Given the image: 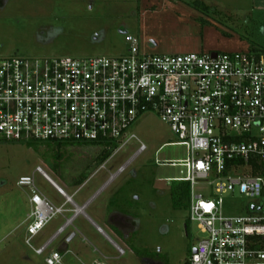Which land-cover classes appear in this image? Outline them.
<instances>
[{
  "label": "rangeland",
  "instance_id": "obj_1",
  "mask_svg": "<svg viewBox=\"0 0 264 264\" xmlns=\"http://www.w3.org/2000/svg\"><path fill=\"white\" fill-rule=\"evenodd\" d=\"M263 25L264 0H0V57L119 56L130 47L128 36L136 39L141 53L148 55L250 51L254 45L264 48ZM131 131L147 149L138 154L139 143L132 140L100 167L94 166L103 146L57 147L0 140V264H43V256L25 244L30 192L17 185L21 176L32 173L36 188L53 205L64 204L68 210L48 223L32 240L34 246L44 243L72 216L76 205L82 206L104 187L84 212L122 252L78 217L73 225L86 241L77 234L67 243L66 251H59L64 264L189 261L202 238L188 219L191 194L211 198L213 187L201 182L191 192L189 184L187 198L179 209L173 208L176 181L168 179L186 176V147L177 144L179 140L154 112L142 114ZM36 167L61 186L72 203L65 202L34 172ZM84 173L91 175L86 185H73ZM252 203L235 189L223 195L222 213L245 214ZM113 212L130 216L133 224L119 226L118 231L110 228L107 218ZM73 230L68 227L47 250L66 243Z\"/></svg>",
  "mask_w": 264,
  "mask_h": 264
},
{
  "label": "built area",
  "instance_id": "obj_2",
  "mask_svg": "<svg viewBox=\"0 0 264 264\" xmlns=\"http://www.w3.org/2000/svg\"><path fill=\"white\" fill-rule=\"evenodd\" d=\"M127 40L130 47L119 56L0 57V140L96 142L117 149L136 140L139 154L147 146L131 128L154 112L186 147V176L168 181L188 182L191 192L201 182L213 187L211 198L191 194L188 219L202 238L189 264H264V53L148 55L136 39ZM34 172L50 180L40 167ZM33 175L17 181L30 192L25 244L43 256V264H64L58 250L47 249L80 209L44 244L32 245L68 211L36 188ZM235 189L253 203L245 214L225 216L223 195Z\"/></svg>",
  "mask_w": 264,
  "mask_h": 264
},
{
  "label": "crops",
  "instance_id": "obj_3",
  "mask_svg": "<svg viewBox=\"0 0 264 264\" xmlns=\"http://www.w3.org/2000/svg\"><path fill=\"white\" fill-rule=\"evenodd\" d=\"M91 177V175H89V177L80 185V186H78V187H83V186H85L86 185V183L88 182V180H89V178ZM116 178V175L113 177V179H112V182L114 181V179ZM50 179V178H49ZM111 180V179H110ZM47 181V180H46ZM52 187H53V189L59 194V196L60 197H62V198H64L65 200H66V198L67 197H71L70 195H68L67 193H66V191L61 187V186H59L58 184H56L52 179H50L49 181H47ZM109 183H106V185H108ZM103 188L104 187H101L99 190H97L93 195H91L89 198H87L84 202H83V204H82V206H80V207H78L76 204V207L77 208H79L80 209V211H79V213L75 216V217H73V220H72V223H71V225L69 226V227H73L74 228V234H75V236L74 237H76V235L78 234V235H81V233L78 231V229H76L75 227H74V225H73V222L78 218V217H82V219L85 221V222H87V224L94 230V232H95V234L96 235H98L99 237H101V238H103L107 243H109L114 249H116V250H118L119 249V247L115 244V242L114 241H112V239L111 238H109L108 237V235L99 227V225L95 222V221H93V219H91L84 211H85V209H87V208H89V206L92 204V202H93V200L95 199V197H97L98 195H100L101 194V192L103 191ZM57 189H61L62 190V193L63 194H60L59 192H58V190ZM71 199H72V197H71ZM73 201V200H72ZM66 202V201H65ZM74 215V214H73ZM61 220H63L62 218H61ZM64 221V220H63ZM130 221H131V219H130V216H127V215H120L119 214V216H116V213L115 212H113L111 215H110V217H108L107 218V223L109 224V226H110V228H112V229H115L116 231H118V227L119 226H126V225H132L133 224V222H131L130 223ZM62 224H63V222H62ZM61 224V225H62ZM60 225V226H61ZM68 228V227H67ZM66 228V229H67ZM65 229V230H66ZM56 232V231H55ZM54 232V233H55ZM53 233V234H54ZM72 233V234H73ZM52 234V235H53ZM51 235V236H52ZM50 236V237H51ZM49 237V238H50ZM74 237H73V239H74ZM81 240H85L86 241V239L81 235ZM48 238V239H49ZM47 239V240H48ZM68 239V238H67ZM67 239H66V243H62V244H60L59 246H58V248L57 249H51V250H58V251H62V250H64V251H66V249H67V247H68V245H67V243H69V242H67ZM72 239V240H73ZM46 240V241H47ZM71 240V241H72ZM45 241V242H46ZM44 242V243H45ZM44 243H42V244H44ZM41 244V245H42ZM90 245V247H92V245L91 244H89ZM40 246V245H39ZM49 247H50V245H49ZM92 250L94 251V252H98L97 250H96V248H94V247H92ZM63 255V254H62ZM95 260V259H94Z\"/></svg>",
  "mask_w": 264,
  "mask_h": 264
},
{
  "label": "trees",
  "instance_id": "obj_4",
  "mask_svg": "<svg viewBox=\"0 0 264 264\" xmlns=\"http://www.w3.org/2000/svg\"><path fill=\"white\" fill-rule=\"evenodd\" d=\"M264 28V25H263ZM251 52H263L264 53V48L263 47H259V46H252L250 48ZM30 144H38V143H48V144H55L57 147H61L63 145H72V144H84V145H97L96 142H70V141H31L28 142ZM117 149L116 145H111L109 147H103L101 149V152L99 153V155L97 156V162L95 163L94 167H100L109 157H111V155L114 153V151ZM60 155L57 154V157H59ZM262 169H260V171L262 172V174L264 175V164H261ZM258 165L256 166V169L254 172H256V170L259 171ZM89 177V174L87 175L86 173L84 174H80V176L73 182V185L75 186H80L87 178ZM176 185L174 186L173 190H172V206L175 209H179L181 207V204L183 203V201L187 198L188 196V189H189V183L185 182V181H176L175 182ZM188 227V223H186L185 228L187 229ZM182 264H189V261H185Z\"/></svg>",
  "mask_w": 264,
  "mask_h": 264
},
{
  "label": "water",
  "instance_id": "obj_5",
  "mask_svg": "<svg viewBox=\"0 0 264 264\" xmlns=\"http://www.w3.org/2000/svg\"><path fill=\"white\" fill-rule=\"evenodd\" d=\"M212 55H213V56H215V52H213V53H212ZM74 236H75V234H74V233H73V234H71V236H70V237H68V239H67V242H70V241L73 239V237H74ZM195 250H196V249H195V248H193V249H192V253H195Z\"/></svg>",
  "mask_w": 264,
  "mask_h": 264
}]
</instances>
